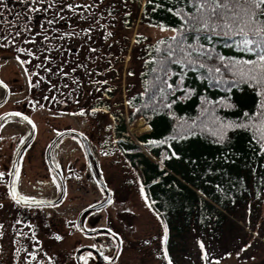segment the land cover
<instances>
[{"label":"rangeland","instance_id":"1","mask_svg":"<svg viewBox=\"0 0 264 264\" xmlns=\"http://www.w3.org/2000/svg\"><path fill=\"white\" fill-rule=\"evenodd\" d=\"M6 1L11 0H0V4L5 5L3 9H0V33H4V16L9 13L11 8L6 5ZM118 1L107 2L116 7ZM28 2L35 7L34 0H28ZM54 6L52 0H42L40 7L46 9V12L41 21L40 18H37V11H28L29 20L35 21L34 24L38 22V26H33L34 29L31 31L35 33L34 37L19 36L13 41L3 37L0 39V79L7 83L10 89L8 101L0 105V114L3 115L6 112L10 114V116H4L3 120L0 121L4 125L0 128V137H3L0 139V172H4L3 178H0V249H2L0 264H20V261L24 260L27 261V264H37L36 257L35 259H27L31 252H37L38 249L40 250L37 257L43 255L40 264H45L51 256L57 264H168V261L164 259L165 240L161 244V237L164 236L161 220L157 219L155 212L145 205L146 197L142 199L140 196V186L136 182L137 171L129 166L115 147L112 133L113 123L109 113L99 109H96L94 113L88 110L89 104L85 101L87 97L84 90H82L81 97H78L77 94L72 96L71 102H68L67 99L61 101L64 105L67 103L66 109L48 105V101L44 102L43 96H41L42 92H46L45 89L48 88L50 79L57 80L52 74L48 76L46 69L54 67L56 61L62 60L61 48H67L69 54L66 61L69 62H71L69 58H73L80 51L78 48L76 52H70V42L68 36L65 35V33H72L70 38L78 39L76 37L78 33L75 32L77 25L69 20V15L58 14ZM78 16L81 17L80 13ZM136 17L134 27L125 32L126 40L129 39V46L132 45L135 32L143 34L149 40H155L162 34L156 28L139 23V14ZM65 18H67L65 21L67 24L57 22V19ZM111 18L114 19L106 17L105 25H108L114 36L120 37V34L123 33L122 30L117 29V21H120V16L116 15ZM49 20H52L53 23L49 24ZM97 23L96 20H93L87 25L92 28V33L98 35L92 42L94 53L91 54L93 56H91L90 64L97 70V76L104 85L107 83L108 73L105 69H99L105 66V63L99 60L104 55L98 54L99 28ZM28 25H31V22H28ZM44 32H49L50 35L57 33L58 35L41 36ZM38 33L40 34L37 35ZM112 40L113 36L110 42ZM17 48L30 50L33 55L29 56L27 52H17ZM135 55L136 53L131 61L129 60V53L125 56L122 86H120L121 95L116 92L113 99L117 100L119 96L122 97V108L125 111L126 96L122 88L125 87L126 82L129 83L133 80L132 84L136 83L135 77L130 78V74L128 76L126 73L128 67L131 71L138 69L139 60H136ZM45 57H49V59L46 60ZM21 61H26L23 67H21ZM72 64L70 63L61 69L63 73H61V78L67 84L84 87L83 79L73 77L70 70L67 73L63 72L71 68ZM113 68H117V66ZM25 71L28 73L27 76ZM30 74L46 79V85L42 87L43 90L41 88L32 89L35 90L34 92L30 90L32 86V84L29 86ZM92 86L96 85L93 84ZM38 89L41 90V93L37 91ZM94 89L97 90L96 87ZM101 90L98 92V96L101 95ZM3 92V89L0 88V97ZM28 97L36 98L38 103L34 106L33 101L28 102L31 104V108L25 110L23 103L27 102L26 98ZM78 98L82 99L78 103L74 102ZM75 103L76 105H74ZM75 106L80 107L79 110H75ZM120 106L118 105V107ZM18 109L27 111L25 112L26 115L36 125L34 138L27 145L21 161L18 163L21 166L17 183V190L20 193L42 198V200L59 199V190H55L54 184L49 182L46 174L48 169L46 148L49 142L56 138L53 129H56L57 132L73 131L72 129L85 132L89 139V142L86 141V145L91 151L87 161L83 151L79 149L80 147H77L71 140V137L77 136L74 132L56 138L55 147L51 153L52 160L73 169L71 173L67 172L66 179H63V181L65 180L66 189L64 188V191L66 193L58 204H52L54 206H35L32 208L28 212L27 218H24L23 224L20 222L23 214L18 212V205L9 198L8 192L5 191L13 157L19 147L31 135L30 127L26 121L14 115V113L20 112ZM80 109H84L82 114ZM87 110L88 112H86ZM139 118L142 117L137 116L132 123L127 122L128 134L134 140L138 135L149 131L147 129L137 132L130 129ZM144 121L146 122V119ZM21 137H23V141H21ZM142 150L150 160L157 161V158L151 153ZM92 154L95 161L90 157ZM95 162L98 163L105 185L112 192V203L97 211L86 210L88 205L97 204V201L101 202L105 199L104 192L100 190L92 175L96 172ZM244 212L245 209L238 210L234 216L231 215L232 220H234L232 230L234 235L231 236L225 230L222 237L210 239L205 236L206 244L203 246L207 254L206 260L201 259L200 244L197 243L198 241L201 242L200 235L192 230L183 234L182 237L174 238L173 257L169 260L172 264H264V196L253 214ZM43 221L46 222L43 223ZM28 224L32 227H27ZM69 224H73L75 227L70 228ZM102 227L111 228L112 231L109 233L101 229ZM96 228L95 236L85 235L82 231V229ZM18 230L25 232L22 239H26L27 246L29 245L28 249L20 247L21 237L17 235ZM53 233L60 235L61 239L56 240L52 235ZM33 234L36 240L32 239ZM115 234H119L120 246L122 247L118 255L116 254ZM246 243L249 244V247L237 256L236 253ZM225 252L230 253V255L225 256ZM100 255L103 257L110 256L111 259L115 256V259L111 263H103ZM80 257H84V260H81Z\"/></svg>","mask_w":264,"mask_h":264},{"label":"trees","instance_id":"2","mask_svg":"<svg viewBox=\"0 0 264 264\" xmlns=\"http://www.w3.org/2000/svg\"><path fill=\"white\" fill-rule=\"evenodd\" d=\"M107 1L111 0H52L58 14L69 15V20L77 25L75 32L78 33L76 36L78 39L74 40L67 36L70 52L74 53L78 48L80 51L73 58H69L71 59L69 62L66 61L69 54L67 48H61L62 60L56 61L54 67L47 70V75H54L58 81L50 79L48 85L50 89L44 88L46 92H42L41 96L44 100L57 105L59 98L63 97L71 102L72 96L77 94L81 97L84 90L87 97L85 101L89 104L88 110L107 109L105 112L109 113L113 123L115 147L129 166L137 171L139 186H143L146 200L152 202L149 207L155 214L159 213L161 224L163 222L167 226L165 252L170 259L173 257L174 238L182 237L190 230L200 235V243L203 245L206 244L205 236L210 239L222 237L225 230L231 236L234 235L232 234L234 220L231 215L234 216L238 210L243 209L253 214L264 196V153H260L258 142L246 129L230 130L227 139L217 143L216 137L212 135L215 131L212 120L214 115L227 120H237L244 111L249 113L256 111L258 97L255 91L244 83L232 86L231 73L216 59H204L206 64L204 68L189 65L186 66V70H182L181 66L175 63H167V68L164 67L161 53H157L153 45L161 38L167 41L172 33L169 30L161 31L159 25L179 27L181 20L175 15L176 9L182 8L186 12L192 10L186 0H119L116 7ZM65 4H73L75 7L65 8ZM79 13L81 17L78 16ZM115 14L120 16V21H117V29L123 32L120 37L114 36L104 22L106 17L114 19L111 17L116 16ZM138 14L139 23L156 28L162 34L155 40H149L143 34L135 32L132 45L129 46L125 32L134 27ZM93 20L98 22L99 28L98 54L104 55L103 58L100 55L98 58L105 63V66L99 69H105L108 73V80L104 85L97 76V70L90 64L93 56L91 54L94 53L92 42L98 36L92 33L91 27L87 26ZM65 21L67 18L57 19V22L67 24ZM85 28L91 31L84 33L82 30ZM112 36L113 40L110 42ZM186 39L191 42L190 35L186 34ZM200 43L208 45L207 51L213 56L219 54L246 59L253 56L252 53L244 52L234 37L213 35L210 45L207 39H201ZM127 53L130 61L136 53L139 66L133 71L130 67L126 69L130 78L135 77L136 83L132 84L133 80L126 82L125 87L122 88L127 101L125 111L122 108V97L113 99L116 92L121 95L123 62ZM150 56L155 58L149 59ZM136 60L134 59L135 62ZM70 63H73L72 67L63 72L67 73L70 70L73 77L83 79L84 87L67 84L61 78V69ZM114 66L117 68H113ZM217 67L220 68L219 73L214 71ZM167 69L171 71L168 72ZM162 72L166 74L167 83L173 85L170 91L160 92L161 80L164 79ZM178 77L182 85L179 87H177ZM51 82H55L54 86ZM45 83L46 79L38 76L36 84L34 82L30 90L42 89ZM93 84L96 85L94 87L97 90L94 89ZM187 89L192 91L187 92ZM100 90L101 97L98 96ZM37 91L41 93V90ZM218 98L228 99L235 107L221 106L213 109L211 104L206 103L209 100L218 101ZM81 99L78 98L74 102L78 103ZM162 100L169 104L168 108L160 107L159 102ZM77 106L74 107L75 110H79L80 107ZM205 109L208 111L202 115ZM169 111L175 114L174 117L169 116ZM137 116L146 119L151 129L138 135L134 140L128 134L127 122L132 123ZM190 121H196V125H192ZM173 124L178 126L176 130L173 129ZM189 128L195 132V135H187ZM176 131H180L184 138L169 139L164 145L145 143L148 140L168 137ZM141 146L156 156L158 161L150 160ZM173 151L178 155L171 156L170 153ZM162 153L168 158H164ZM18 233L21 237L20 247L28 249L26 239H22L24 234ZM0 251L1 254L2 249ZM38 251L36 262L40 264L43 255L37 257ZM49 258L51 264H57L52 256ZM49 258L45 264H49ZM20 264H27V261H20Z\"/></svg>","mask_w":264,"mask_h":264},{"label":"snow or ice","instance_id":"3","mask_svg":"<svg viewBox=\"0 0 264 264\" xmlns=\"http://www.w3.org/2000/svg\"><path fill=\"white\" fill-rule=\"evenodd\" d=\"M35 7L33 4H28L30 11L35 12L40 9L42 0H34ZM186 3L191 6V11L186 12L182 8H178L175 11V15L180 17L179 27L168 26L165 24H160L159 28L161 31L169 30L172 35L165 39L161 38L157 41L153 48L157 53H161L162 62L164 67L167 68V63H175L180 65L182 70H186V66L189 65H198L200 68L206 67L204 59H216L224 64V67L231 73V82L232 86H235L237 83L247 84L250 88L255 91L256 96L258 97L256 103V111L249 113L244 111L242 116L237 120H227L218 115L213 116L212 124L215 127V131L212 132V135L216 137L217 143H222L227 139V134L230 130L234 129H246L247 131L253 134V139L258 142L260 153H264V0H186ZM5 5L0 4V9H3ZM51 7V5H49ZM65 8H74L73 4H65ZM46 11V9H43ZM172 11V9H169ZM49 24L53 23L52 20L48 21ZM84 33L91 31L89 28L82 30ZM186 34L191 36V42L189 43L186 39ZM203 34V35H201ZM19 35V33H16ZM65 35H72V33H65ZM110 35V33H109ZM213 35H224L228 37H234L242 49L246 53H252V58L244 57H225L219 54L215 56L212 53L207 51L208 45L201 44V39H207L209 45L211 43V37ZM2 39V37H0ZM17 52H27L29 56L33 55L30 50L17 48ZM91 51V49H90ZM166 53V55H164ZM196 55H193V54ZM154 56H150L149 59H154ZM203 58V59H202ZM44 59H49L45 57ZM19 60V57H17ZM21 67L26 61H21ZM39 67V66H38ZM47 71V69H46ZM155 71V70H154ZM168 72L171 69H167ZM215 72L219 73L220 68L217 67L214 69ZM63 74V73H62ZM25 75L28 73L25 71ZM164 79L161 80L160 92H165L166 90L170 91L173 88V85L168 84L166 80V74L161 73ZM43 79V77H41ZM220 79V77H217ZM103 83V81H101ZM147 84V81H145ZM0 86L7 88V85L4 81L0 80ZM182 86L180 77L177 79V87ZM187 92H191V89H187ZM160 93L158 92L157 95ZM127 103V101H125ZM207 104H211L212 108H219L221 106L225 108L235 107L228 99H219L218 101H206ZM161 108H168L169 104L166 101L159 102ZM43 107V105H40ZM94 113L96 109H91ZM107 111V109H104ZM207 109L202 115L207 113ZM84 109H80L82 114ZM14 115L21 117L24 121H27L28 124L32 125L33 130H35L36 125L34 122L26 115L20 112L14 113ZM174 113L169 111V116L174 117ZM3 116H10L9 113H3ZM183 119V118H181ZM192 125H196V121H190ZM207 127V125H204ZM4 127L3 124H0V128ZM177 125L173 124V129H177ZM56 133L57 136L60 135L56 129L52 130ZM81 136L83 133L80 134ZM187 135H195V132L189 128L187 130ZM184 138L180 131H176L175 134H170L168 137H162L159 140H148L145 143L148 145L153 144H167L169 139H181ZM3 139V137H0ZM23 141V137L20 138ZM75 139V137H73ZM171 156H177L176 152H171ZM164 158H168L166 154L162 153ZM162 166V165H161ZM14 173L11 174V179L6 185L8 190L9 198L14 201L16 204L26 203L29 205L32 204H41L45 201L38 200L36 197L31 195H25L20 193L17 190V183L20 176V165L13 164ZM4 172H0V178H3ZM137 183L139 179L137 178ZM53 183H55V178H53ZM140 196L142 199L145 198V193L143 186L140 187ZM107 203L111 204V196L106 198ZM100 202L97 201V204ZM152 202L145 200L146 206H151ZM151 210V208H150ZM128 211V209H125ZM157 219H161L159 213H156ZM67 223V222H66ZM164 229V236L161 237V244L164 243V240L167 238V226L161 224ZM69 227H75L73 224H69ZM112 230L109 229V232ZM19 235V233H17ZM56 240H60L61 236L53 233L52 234ZM33 240H36L35 235L32 236ZM15 243V241H14ZM147 243V241H145ZM201 249V259L206 260L207 254L204 251V246L199 241ZM249 244H244L240 251L236 253L237 256L240 255V252H243L244 249L248 248ZM119 253H117L118 255ZM225 256L230 255V253L225 252ZM36 252H31L29 254V259H35ZM81 260H84V257H80ZM106 261H111L110 256H104ZM164 259L168 261V264H171L167 253L164 254ZM49 264H51V258H49Z\"/></svg>","mask_w":264,"mask_h":264},{"label":"flooded vegetation","instance_id":"4","mask_svg":"<svg viewBox=\"0 0 264 264\" xmlns=\"http://www.w3.org/2000/svg\"><path fill=\"white\" fill-rule=\"evenodd\" d=\"M28 4H30L28 2V0L6 1V5L10 6L11 8L9 10V13L6 16H4L5 17L4 18V28H5V30H4V33H0L1 37L7 38V39H17L19 36L20 37H34L35 36V33H32L31 31H32V29H34L33 26H35V27L38 26V22H36V24H34L35 21H32V20L30 21L29 20V16L30 15L28 14V11H29ZM45 12L46 11L43 10V7H40V9L37 10V18H40V21L44 19V13ZM34 14L36 15V13H34ZM28 22H31V25H28ZM16 33H19V35H16ZM39 34L40 33H38L37 35H39ZM0 88L2 90V87H0ZM3 97H4V92H3V94L0 97V101L2 100ZM8 98H9V96H8ZM8 98H7V101H8ZM23 106H25V110H29L31 108V104L28 103V101L24 102ZM18 110L20 112H22L24 115H26L25 112H27V111L21 110V109H18ZM1 115L2 114H0V116ZM0 123L2 124L3 122H0ZM82 133H83L84 137H86L88 142H89V139H88V136H86V133L85 132H82ZM74 137H75V139H73V137H71V140L73 141L74 144H76L77 147H80L79 149H81L83 151V147H82V143H81L80 139L77 138L76 136H74ZM83 153H84V151H83ZM85 158H86V156H85ZM87 164L89 165L90 163L88 162ZM54 165L56 166V168L51 169L49 167L48 163H47L48 169H47V173L46 174L48 175L47 178H48L49 182L51 184H54L55 190L58 191L60 189V187H58V185H59L58 177L61 176L63 179H66L67 172L71 173V171L73 169L66 168V167L64 168V166L60 162H58V163L55 162ZM95 168H96V166H95ZM53 178H55V183H53ZM5 191L8 192L7 188H6ZM65 193H66V191H65ZM17 205H18V207H17L18 208V212L23 214V216H21L22 219L20 220L21 222H23L25 220L24 218H27L28 212L31 211V209L34 208V207L22 206L20 204H17ZM45 222L43 221V223H45Z\"/></svg>","mask_w":264,"mask_h":264},{"label":"water","instance_id":"5","mask_svg":"<svg viewBox=\"0 0 264 264\" xmlns=\"http://www.w3.org/2000/svg\"><path fill=\"white\" fill-rule=\"evenodd\" d=\"M7 95H8V88H5V96H7ZM5 100H6V98L3 99L2 103H3ZM2 103L0 102V105H1ZM31 128H32V125H31ZM35 132H36V128H35V130H33V128H32V131H31V135H30V137H29V138L27 139V141H26L25 143H23V144L21 145V147L18 149L13 164H14V163L17 164V162H18V158L20 157L21 153H22L23 150L26 148V146H27V145L32 141V139L34 138ZM70 132H74V133H76L75 131L68 130V131L62 132L59 136H61V135H63V134H66V133H70ZM57 137H58V136H57ZM57 137H56V138H57ZM56 138H55V139H54V140L48 145V147H47V150H46V157H47V160H48V154H49V151H50L52 145L54 144ZM84 152H85L86 157L89 158V155H90L91 151H90V148H89L87 145L84 146ZM12 173H14L13 165H12V168H11V172H10V176H9V181H10V179H11V174H12ZM92 174H93L94 178L96 179V182H97V184L100 186V188H102V189L105 191V193H106V198H107L108 196H111V193H110L109 189L106 187V185L104 184V182L102 181L101 176L99 175V176H100V177H99L100 179H97V178H96V174H95V173H92ZM9 181H8V183H9ZM60 184H61V195L59 196V199H58V200L45 201L44 203H41V204H32V205L47 206V205H52V204H57V203H59V202L61 201L62 197H63V194H64V184H63L62 179H60ZM106 198H105L103 201H101L99 204H93V205L87 207L86 210H87V209H90V210H98V209H101L102 207H104L105 205L108 204L107 201H106ZM23 204H26V203H23ZM26 205H29V204H26ZM101 229H104V230H106V231L109 232V229H108V228H104V227H102ZM96 230H97V228H96V229H92V230H84V229H82V231H84V233H85V234H88V235H89V234H94ZM117 239H118V244H117L116 254L119 253V251H120V239H119L118 236H117ZM100 257H101L100 259H101L102 262H104V263H111V262L114 261V259H115V256H114L113 259H112L111 261H106V260L104 259L103 255H100ZM77 261H78V260H77Z\"/></svg>","mask_w":264,"mask_h":264},{"label":"bare ground","instance_id":"6","mask_svg":"<svg viewBox=\"0 0 264 264\" xmlns=\"http://www.w3.org/2000/svg\"><path fill=\"white\" fill-rule=\"evenodd\" d=\"M149 125L147 122L144 121V118H139L135 123L134 125H132L130 127V129H134L135 131L137 132H140V131H144V130H147L149 129ZM152 155V154H151Z\"/></svg>","mask_w":264,"mask_h":264}]
</instances>
